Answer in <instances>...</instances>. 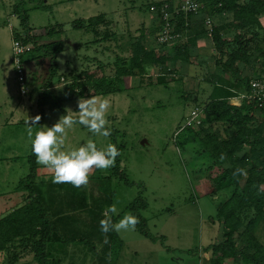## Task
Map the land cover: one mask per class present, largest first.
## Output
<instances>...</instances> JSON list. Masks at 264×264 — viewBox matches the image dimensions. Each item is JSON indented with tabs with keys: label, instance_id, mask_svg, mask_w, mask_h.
<instances>
[{
	"label": "rangeland",
	"instance_id": "rangeland-1",
	"mask_svg": "<svg viewBox=\"0 0 264 264\" xmlns=\"http://www.w3.org/2000/svg\"><path fill=\"white\" fill-rule=\"evenodd\" d=\"M163 1L166 0H24L19 2V16L25 14L27 23L20 27L21 17L13 14L18 0H0V208L3 211L0 217L22 198L23 192L15 188L30 174L31 164H35L34 183L41 182L46 187L44 190L48 188L52 195L62 196L72 190H78L80 195L84 193V197L81 195L86 204L80 212L84 216L80 218L82 224L90 223L88 218L93 212L99 218L93 217L92 222L111 217L115 223L129 213L144 221L153 240L135 230L111 231L120 244L115 264H208L209 254H204L203 249L220 238L215 213L224 194H207L203 176L206 162L197 157L198 145L187 140L191 133L183 128L194 109L192 100L196 99L199 104L210 91L204 78L214 72L209 58L212 52L202 55V62L193 58L183 71L180 65L176 66L174 75L167 76L166 86L147 85V79L132 77L124 79L121 92L84 97L109 101L106 127L112 133L107 138L93 136L87 129L74 126L67 132L63 150L74 149L92 139L98 148L108 143L116 145L120 155L112 167L91 170L88 183L79 187L52 182L51 170L35 161L25 125L26 120L39 115L37 125H32L35 133L44 126L50 127L68 110L73 111L74 117L78 116V99L40 109L37 99L49 80L48 61L30 60L25 52L23 73L27 93L24 96L19 94L12 63V33L21 31L24 36L29 27L39 36L38 44L60 41L63 47L55 58L57 70L51 81L53 86L47 92L57 93L66 84L63 75L70 72H95L100 68L106 76L112 75L116 57L129 56V39L138 36L141 28L146 32L150 26L152 5L149 9L147 6ZM168 1L175 5L182 0ZM99 15L111 22L114 37L102 40L99 36L96 41L91 32L72 27L75 21ZM261 22L264 25V19ZM59 27L60 34L44 37L45 30ZM98 30L102 34L103 28ZM258 71L255 66L246 73L252 78ZM155 83L156 76L152 74L150 84ZM230 104L238 106L239 100L230 99ZM134 201L137 209L132 212L128 207ZM110 206L115 207V213L108 212ZM256 235L264 244L263 225L256 230ZM94 239L92 235L89 240L86 234L61 237L51 247L50 261L52 264H96L97 257L89 249H100ZM4 260L0 255V264ZM16 264L35 263L32 255L25 253Z\"/></svg>",
	"mask_w": 264,
	"mask_h": 264
},
{
	"label": "trees",
	"instance_id": "trees-1",
	"mask_svg": "<svg viewBox=\"0 0 264 264\" xmlns=\"http://www.w3.org/2000/svg\"><path fill=\"white\" fill-rule=\"evenodd\" d=\"M21 1L24 0H18L14 6V15H20ZM194 1L198 4L195 13L175 17L173 32L183 40L170 49L157 43L161 22L155 13L146 32L141 28L138 36L129 39V56L126 59L116 57L112 75L106 76L100 68L95 72H70L63 75L66 84L57 93L46 90L53 86L51 81L57 70L55 58L63 50L61 42L38 44L39 36L29 27L24 36L21 31H14L12 36L24 46L31 45L27 50L30 60L46 59L49 63V80L38 93L40 109L58 107L66 100L121 92L125 78L140 77L147 79V85L166 86V78L174 75L176 66L180 65L183 71L193 58L202 62V55L212 52L209 58L214 72L204 78L210 91L199 104L196 99L192 100L194 109H201L199 124L183 128L191 133L187 140L198 145L197 157L206 162L203 176L207 194H224L215 213L220 238L203 252L209 254L208 264H264V244L256 235V230L264 226V107H257L247 99L240 100L238 106L230 104L231 98L249 92L250 80L264 78V25L261 22L264 0ZM163 3L173 4L166 0L151 3L147 8ZM19 17L21 27L27 23V18L25 14ZM206 20L212 22L209 29ZM72 27L91 32L96 41L99 36L102 40L114 37L112 24L104 15L75 21ZM99 27L103 28L102 34ZM60 33V27L45 30L44 37L52 38ZM25 63L22 58V65ZM255 66L259 71L251 78L246 71H252ZM152 74L156 76L155 84H150ZM59 78L60 75L57 81ZM238 168L244 169L246 174L236 172L234 175ZM34 169L35 164H31L30 174L15 188L23 192L22 204L0 217V255L8 261L4 260V264H16L25 253L32 255L35 264H52L53 244L61 241V237L85 234L89 240L93 235L94 244L100 247L98 252L95 247H89L97 257L96 264H115L120 248L117 236L111 231L107 234L100 231L99 223L91 221L93 217L99 218L94 212L88 218L90 223L81 222L84 216H80V212L86 205L81 197L84 193L80 195L78 190H72L54 196L48 188L44 190L46 187L41 182L34 183ZM128 208L135 212L137 201ZM137 219L139 222L134 230L153 240L144 221Z\"/></svg>",
	"mask_w": 264,
	"mask_h": 264
},
{
	"label": "clouds",
	"instance_id": "clouds-1",
	"mask_svg": "<svg viewBox=\"0 0 264 264\" xmlns=\"http://www.w3.org/2000/svg\"><path fill=\"white\" fill-rule=\"evenodd\" d=\"M109 106L106 99L98 101L96 98H80L77 101L78 116L74 117L71 114L73 111L68 110L50 127L44 126L35 133L32 125H37L40 116L36 115L25 121L26 134L30 139L35 161L51 170L53 183H70L73 187L86 185L91 170L108 169L115 164L120 151L112 143L98 148L92 139H88L74 149L63 150L67 132L77 125L87 129L93 136L109 137L112 133V129L106 127V112ZM236 172L246 174L242 168L236 169L233 174ZM108 212L115 213V207L110 206ZM138 222L137 217L129 213L115 223L111 217L101 219L99 225L100 231L107 234L110 231L119 233L121 230H134Z\"/></svg>",
	"mask_w": 264,
	"mask_h": 264
},
{
	"label": "built area",
	"instance_id": "built-area-1",
	"mask_svg": "<svg viewBox=\"0 0 264 264\" xmlns=\"http://www.w3.org/2000/svg\"><path fill=\"white\" fill-rule=\"evenodd\" d=\"M198 9V4L194 0H182L181 2L169 6L164 3L159 7L151 6L150 11L152 14L157 13L159 20L161 22L160 28L157 34V43L159 45L168 46L179 40L182 37L179 34L173 32L175 17L188 13H195ZM207 28L209 29L212 25L210 20L205 22ZM27 46H24L18 40H12L11 52H12V63L14 66V71L16 75L17 84L19 87L20 96H24L27 93V88L25 85L22 58L27 52ZM249 92L247 94H238L236 97L231 98L233 100L247 99L257 104V107H264V78L252 79L249 81ZM201 114V109H193L190 112L189 117L185 122V127L189 125L199 124V116Z\"/></svg>",
	"mask_w": 264,
	"mask_h": 264
},
{
	"label": "crops",
	"instance_id": "crops-1",
	"mask_svg": "<svg viewBox=\"0 0 264 264\" xmlns=\"http://www.w3.org/2000/svg\"><path fill=\"white\" fill-rule=\"evenodd\" d=\"M200 46H201V44H200ZM22 199H21V197H20V200H18V202L15 204V206H14V208H12V209H10V211L9 212H11L12 210H14L16 207H19L21 204H22ZM18 203H20V204H18ZM18 204V205H17ZM2 208V207H1ZM1 208H0V212H3V211H1ZM4 212H6V211H4ZM9 212H6V213H4V214H7V213H9ZM1 216H3V215H1Z\"/></svg>",
	"mask_w": 264,
	"mask_h": 264
}]
</instances>
